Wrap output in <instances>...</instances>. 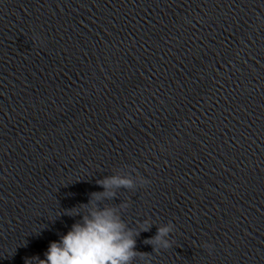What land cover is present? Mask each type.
I'll list each match as a JSON object with an SVG mask.
<instances>
[{
    "label": "clouds",
    "instance_id": "1",
    "mask_svg": "<svg viewBox=\"0 0 264 264\" xmlns=\"http://www.w3.org/2000/svg\"><path fill=\"white\" fill-rule=\"evenodd\" d=\"M104 188L103 193H94V200L111 198L115 195L113 187H131L132 181L121 177H106L98 181ZM86 214L81 221L74 223L71 229L58 241L51 242L44 259L38 256L25 261L35 260L38 264H133L138 255L135 236L121 219L115 207H99L93 200L82 206ZM73 214L79 215L78 211ZM147 231L148 229H143ZM171 231L170 226L159 227L157 233L147 243L169 248L164 239Z\"/></svg>",
    "mask_w": 264,
    "mask_h": 264
}]
</instances>
